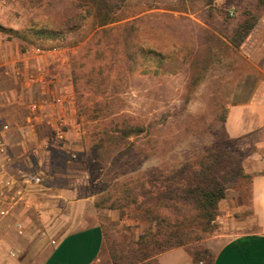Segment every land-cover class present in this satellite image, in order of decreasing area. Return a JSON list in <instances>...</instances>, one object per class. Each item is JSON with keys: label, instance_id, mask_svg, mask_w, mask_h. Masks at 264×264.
<instances>
[{"label": "rangeland", "instance_id": "1", "mask_svg": "<svg viewBox=\"0 0 264 264\" xmlns=\"http://www.w3.org/2000/svg\"><path fill=\"white\" fill-rule=\"evenodd\" d=\"M206 2L8 0L0 15L6 32L46 30L47 45H66L114 264L145 259L142 236L147 252L183 244L212 264L229 237L248 231L239 221L264 133L230 140L225 120L264 78V0ZM254 21L242 42L237 32ZM215 188L226 197L212 219L199 198Z\"/></svg>", "mask_w": 264, "mask_h": 264}, {"label": "crops", "instance_id": "2", "mask_svg": "<svg viewBox=\"0 0 264 264\" xmlns=\"http://www.w3.org/2000/svg\"><path fill=\"white\" fill-rule=\"evenodd\" d=\"M7 4L0 0L3 20ZM0 30V136L10 142L9 155L0 163L18 179L22 170L43 180L31 194L30 209L0 214V264H114L98 207L100 194L87 170L85 128L77 117L73 62L66 45L30 42L40 30ZM60 120L66 124L62 146L53 139ZM225 131L236 141L264 133V78L255 81L245 103L230 107ZM257 149L261 155L252 172L250 205L246 219L239 221L248 231L229 237L212 264H264V140L257 142ZM16 222L22 223L24 236L17 234ZM155 261L202 264L183 246L161 253Z\"/></svg>", "mask_w": 264, "mask_h": 264}, {"label": "built area", "instance_id": "3", "mask_svg": "<svg viewBox=\"0 0 264 264\" xmlns=\"http://www.w3.org/2000/svg\"><path fill=\"white\" fill-rule=\"evenodd\" d=\"M4 33L0 30V36ZM9 127L6 126L4 130H8ZM54 141L62 146L66 144V124L65 120H60L56 123L53 130ZM8 144H10L6 135L0 136V158L6 159L9 155ZM19 179L8 174L3 168L2 163H0V214L1 216H6L9 212L15 210L16 208L29 207L28 202L32 195L37 193L42 186V178L34 173H26L22 170L17 172ZM22 183L28 184L30 187L26 190L23 188ZM32 194V195H31ZM15 228L18 234H24V227L22 223L16 222Z\"/></svg>", "mask_w": 264, "mask_h": 264}, {"label": "trees", "instance_id": "4", "mask_svg": "<svg viewBox=\"0 0 264 264\" xmlns=\"http://www.w3.org/2000/svg\"><path fill=\"white\" fill-rule=\"evenodd\" d=\"M212 1L213 0H207L206 5L210 6L212 4ZM105 25H106V23L104 22L101 26H105ZM255 25H256V21H254L253 23L248 22L246 25L241 26L240 31L237 32L236 36H240L241 41L243 42V40L249 36V34L251 33V31L253 30ZM45 33H47L49 35L47 36V35H45ZM31 38H34L33 39L34 43L36 41H38L43 45L44 43H46V41L51 42V40L54 38V35H53V33H49L48 31L40 30L39 32L36 33V35H34ZM30 41L32 42L31 39H30ZM241 41H240V43L230 41V43L232 44L233 47H235L237 49L241 46V43H242ZM225 197H226V189L225 188L211 189L209 192L202 194L199 198V204H200V209L205 211L203 213V216H206V217L213 219V217L215 216V213L217 211L218 203L222 199H224ZM146 243H147V241L144 239V236L140 237V240L138 241L137 245H138V247H141V248L138 249L137 253H139L140 255H145L146 258L142 259V261L139 262L138 264H158L156 261H154V259H155V257L160 255L161 253L168 251L170 249H173L175 247H181V246L184 247L183 244L170 243L166 248H164L160 252H152V251L147 252L146 247H148L149 244H146Z\"/></svg>", "mask_w": 264, "mask_h": 264}]
</instances>
